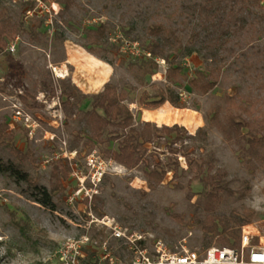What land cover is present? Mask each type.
<instances>
[{"label":"rangeland","instance_id":"rangeland-1","mask_svg":"<svg viewBox=\"0 0 264 264\" xmlns=\"http://www.w3.org/2000/svg\"><path fill=\"white\" fill-rule=\"evenodd\" d=\"M26 1L0 0L20 26L19 33L0 47V122L8 123L18 149L30 151L20 160L0 140L3 264H58V250L82 236L107 240L109 255L129 264L132 254L127 245L113 238L101 220L140 234L149 248L161 241L170 251H183L219 246L207 227L224 221L236 227L250 214L245 224L254 233L253 243L264 241V148L252 149L247 142L251 135L264 136V32L259 29L264 26V12L239 34L221 32L227 40V60L212 90L199 95L176 81L171 86L185 107L166 102L154 109L140 106L138 98L144 90L151 93L168 83L167 63L158 58L157 71L143 84L128 65L147 58L151 23L162 21L176 28L201 0H74L68 10L58 0H42V5L30 9ZM101 24L105 36L92 53L84 46L86 30ZM177 31L183 48L175 60L182 73L192 76L204 68L197 54L200 43L191 39L188 29ZM9 42L14 49L8 48ZM106 83L127 95L136 127L143 121L178 124V136L161 133L146 143L143 159L132 168L106 157L104 149L118 146L116 127L104 130L102 143L90 141L83 132L91 96ZM24 94L26 104L20 98ZM18 100L30 116L29 127L13 117ZM159 110L192 113L197 122L187 126L155 119L152 115ZM231 114L247 122L239 132L229 129ZM221 124L232 135L230 140ZM90 154L105 162L96 184L90 180ZM58 159L68 162L70 174L64 189L53 195L52 210L31 199L30 186L50 188L51 168ZM157 161L166 175L150 186L146 172ZM78 188L82 190L74 196ZM101 250L84 246L85 260L98 261Z\"/></svg>","mask_w":264,"mask_h":264},{"label":"trees","instance_id":"trees-1","mask_svg":"<svg viewBox=\"0 0 264 264\" xmlns=\"http://www.w3.org/2000/svg\"><path fill=\"white\" fill-rule=\"evenodd\" d=\"M58 1L66 10L74 3V0ZM201 1L192 14H186L176 28L162 21L153 22L147 27L150 37L146 47L150 56L129 64L128 68L132 70L137 82L143 84L146 76H152L157 71L159 67L157 59L160 58L167 63L165 79L169 84L157 86L151 93L144 90L138 98L140 106L156 108L165 102H169L175 107H185L179 93L171 86L176 81L185 82L191 90L199 95H206L216 86L218 76L227 60V50L224 48L227 40L222 38L221 32L226 34L231 30L236 35L245 26L254 24V19L258 21L259 17L263 18L264 2L261 0ZM24 4L27 5L28 9L34 6V3L29 0ZM257 9L259 10L258 13L256 12ZM177 29H188L191 39L199 40L200 43L197 54L201 56L204 68L196 69L192 76L182 73L181 65L175 60V55L183 48ZM259 29L264 32V26ZM19 30L18 23L12 21L6 14V8L0 5V47H4L7 40L13 39ZM104 31L103 24L94 29L86 30L87 41L84 46L88 51L95 52L94 45H97L98 40L105 36ZM69 96L68 93L67 97ZM126 97L124 92L117 91L115 86L110 83H106L101 91L92 94L90 109L84 119L83 132L90 141L102 143L104 130L108 126H115V131L118 133L116 137L119 138L118 146L104 149V155L123 166L132 168L143 159L146 143H152L154 138L159 137L161 133L166 136L176 133L178 136L181 126L178 124L157 126L151 121H143L140 128L136 127L134 114L125 102ZM20 98L25 104L27 103V94L20 95ZM237 118L238 115H230L229 129L239 132L242 127L247 125V122L237 121ZM219 127L227 132L226 139L230 140L232 135L227 128L222 124ZM0 140L13 148L20 160L26 159L30 154L29 150L22 152L16 147L14 134L6 121L0 122ZM247 142L252 149L264 148V136L251 135ZM69 174L68 162L58 159L51 168L50 188L41 184H31V199L44 207L55 210L52 197L64 189V181L69 177ZM165 175L166 169L162 167L160 161H157L155 167L146 172L147 182L153 186L154 183L162 182ZM210 195L212 196V194ZM250 218L251 215L249 214L236 227L230 225L228 221H224L220 225L213 223L207 229L212 232L213 236L217 237L219 246L236 247L240 242L241 226L248 223ZM112 264L123 263L114 262Z\"/></svg>","mask_w":264,"mask_h":264},{"label":"built area","instance_id":"built-area-1","mask_svg":"<svg viewBox=\"0 0 264 264\" xmlns=\"http://www.w3.org/2000/svg\"><path fill=\"white\" fill-rule=\"evenodd\" d=\"M29 1H32L34 6L42 5V0ZM130 41L133 42V40ZM8 48L14 49V44L9 42ZM146 53L150 56L148 52ZM157 60L159 62V59ZM53 71L55 75L63 77L55 69ZM14 107V119H21L29 127L30 116L22 111L19 100ZM87 165L92 168L90 180L96 184L105 172V162L90 154L87 157ZM74 174L81 179L76 171ZM81 190L82 188H78L73 195H78ZM101 223L110 227L113 238L122 240L127 245L132 254L129 264H264V241L261 238L259 243H253L254 233L246 224L241 226L240 242L236 247L210 245L202 250L170 251L161 241H155L153 247L149 248L140 234L127 233L119 225L108 224L103 220ZM87 245L102 247L100 253L102 252L103 255L97 257L98 261L91 263L84 261L83 247ZM109 254L107 240L97 241L88 236H82L77 241L67 242L63 248L58 250V264H112L116 262ZM3 259L4 254H0V264H3Z\"/></svg>","mask_w":264,"mask_h":264},{"label":"bare ground","instance_id":"bare-ground-1","mask_svg":"<svg viewBox=\"0 0 264 264\" xmlns=\"http://www.w3.org/2000/svg\"><path fill=\"white\" fill-rule=\"evenodd\" d=\"M155 119L166 120L167 122H179L181 124L190 126L197 122V118L192 113H184L182 111L176 110L171 112H162V111H155L152 115Z\"/></svg>","mask_w":264,"mask_h":264},{"label":"crops","instance_id":"crops-1","mask_svg":"<svg viewBox=\"0 0 264 264\" xmlns=\"http://www.w3.org/2000/svg\"><path fill=\"white\" fill-rule=\"evenodd\" d=\"M166 103V102H165ZM165 103H163L162 105H164ZM161 106V105H160ZM154 109H156V108H154Z\"/></svg>","mask_w":264,"mask_h":264}]
</instances>
